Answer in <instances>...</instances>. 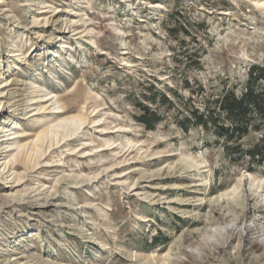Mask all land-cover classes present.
I'll list each match as a JSON object with an SVG mask.
<instances>
[{"label": "rangeland", "instance_id": "obj_1", "mask_svg": "<svg viewBox=\"0 0 264 264\" xmlns=\"http://www.w3.org/2000/svg\"><path fill=\"white\" fill-rule=\"evenodd\" d=\"M0 1V264H264L256 232L182 244L262 227L264 163L176 122L264 65V0ZM154 92L173 106L147 130Z\"/></svg>", "mask_w": 264, "mask_h": 264}, {"label": "trees", "instance_id": "obj_2", "mask_svg": "<svg viewBox=\"0 0 264 264\" xmlns=\"http://www.w3.org/2000/svg\"><path fill=\"white\" fill-rule=\"evenodd\" d=\"M246 76L240 89H223L212 100L204 101L203 108L184 104L180 113L182 117L176 122L184 132L202 128L215 138L228 161L246 165L252 171V167L264 163V65L250 66ZM143 98L146 104L137 105L141 112L136 120L147 130H152L159 121V115L151 106L156 105V100L168 107L173 103L170 96L160 92ZM153 240V247L165 242Z\"/></svg>", "mask_w": 264, "mask_h": 264}, {"label": "bare ground", "instance_id": "obj_3", "mask_svg": "<svg viewBox=\"0 0 264 264\" xmlns=\"http://www.w3.org/2000/svg\"><path fill=\"white\" fill-rule=\"evenodd\" d=\"M0 3H1V1H0ZM259 6L260 7H262L263 5H260L259 4ZM65 46H67V45H65ZM68 47V46H67ZM73 126H75L76 127V125H74V123H72V125H70V124H65V123H60V124H58L56 127H55V131L53 132V135H57L58 134V132L60 131H62V133L63 132H65V131H67L69 128H71V127H73ZM77 127H79V126H77ZM73 129V128H72ZM75 129V128H74ZM77 129V128H76ZM1 130V129H0ZM68 132V131H67ZM70 132V131H69ZM67 134V133H66ZM5 200V199H4ZM261 206V205H260ZM29 208V207H28ZM3 210V206L0 204V211H2ZM247 212V211H246ZM225 217V216H224ZM229 217V216H228ZM245 216L243 215V218H244ZM227 218V217H226ZM243 218H238V216H231V218L229 217V220L228 221H226L225 219L224 220H222V222H220V223H218L217 225H214V226H211L210 228H208V229H206L204 232H202L201 234H199V235H197V236H195V238H196V244H194V245H192L193 243L191 242V241H189V239L187 240V239H184L183 240V242H182V244L185 246V248H190V252L193 254V250L194 249H196V248H198L200 245H202V241H203V238L206 236V234H208V233H210V232H214V231H216V230H218V229H220L222 226H224V225H226V224H229V223H232V222H234V221H239L240 223H242V224H249V225H252V228L249 230V231H246L245 233H243V234H236V233H232L231 234V236L230 237H228V238H232V237H236V238H238L239 240H244L245 238H246V236L247 235H249V234H251L252 232L254 233V232H256V231H264V225L262 226V227H259V225H258V223L256 222V221H252V220H250V223L249 222H245L244 221V219ZM257 233V232H256ZM258 236V239H259V234H257ZM259 243H260V245H262V247H263V251H264V243H261L260 242V239H259ZM219 247H221V242L216 246V247H214V249H217V248H219ZM256 261V260H255Z\"/></svg>", "mask_w": 264, "mask_h": 264}, {"label": "clouds", "instance_id": "obj_4", "mask_svg": "<svg viewBox=\"0 0 264 264\" xmlns=\"http://www.w3.org/2000/svg\"><path fill=\"white\" fill-rule=\"evenodd\" d=\"M252 225L242 224L239 221H234L232 223L222 226L220 229L206 234L202 241V247H198L193 250V255L200 256L206 250H210L216 247L223 239L231 236L232 233L243 234L249 231ZM259 234V239L261 243H264V231H256Z\"/></svg>", "mask_w": 264, "mask_h": 264}]
</instances>
